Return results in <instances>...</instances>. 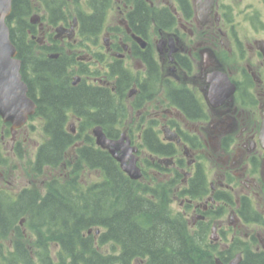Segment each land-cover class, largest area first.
Listing matches in <instances>:
<instances>
[{
	"label": "flooded vegetation",
	"instance_id": "1",
	"mask_svg": "<svg viewBox=\"0 0 264 264\" xmlns=\"http://www.w3.org/2000/svg\"><path fill=\"white\" fill-rule=\"evenodd\" d=\"M230 1L0 0V19L15 42L27 95L36 104L27 122L38 119L41 126V141L29 152L27 122L12 128L0 116V145L10 139L6 155L27 159V166L24 157L23 165L8 169V178L5 169L0 171L6 187L21 181L15 191L0 190V209L6 200L20 201L23 241L24 212L52 196V162L38 158L47 140L35 115L39 88L25 77L34 76L35 63L24 66L26 57L52 60L55 91L96 96L98 105L70 102L60 108L62 128L75 139L60 166L70 165L88 138L101 148L92 133L99 125L107 137L135 148L140 180L169 191L170 202H179L174 212L182 213L193 231L202 225L210 229L208 244L215 256H229L226 252L234 248L226 262L237 253L241 261L247 252L264 258V148L259 141L264 37L252 43L240 37L228 13ZM249 19L256 26L261 15L254 11ZM227 78L234 91L224 97ZM206 158L216 165L210 179ZM0 161L8 162L1 152Z\"/></svg>",
	"mask_w": 264,
	"mask_h": 264
},
{
	"label": "trees",
	"instance_id": "2",
	"mask_svg": "<svg viewBox=\"0 0 264 264\" xmlns=\"http://www.w3.org/2000/svg\"><path fill=\"white\" fill-rule=\"evenodd\" d=\"M17 47L21 52L18 42ZM22 58L24 66L35 63L31 65L34 76L25 77L35 81L33 87L40 93L35 115L40 116L47 140L40 148L39 161L66 171L52 176V196L47 194L24 212L25 223L36 234L34 244L22 240L20 201L1 204L0 235L14 237L6 264H216L207 227L193 231L188 219L169 207V191L129 178L92 139H87V146L77 147L70 165H59L75 141L62 128L60 108L70 102L98 105L95 93L57 92L52 89V60ZM89 171L98 177L89 181L85 176ZM107 243L111 251L104 252L101 246ZM233 249L226 254L231 257ZM218 256L222 261L229 258L223 253ZM240 264H264V258L247 252Z\"/></svg>",
	"mask_w": 264,
	"mask_h": 264
},
{
	"label": "water",
	"instance_id": "3",
	"mask_svg": "<svg viewBox=\"0 0 264 264\" xmlns=\"http://www.w3.org/2000/svg\"><path fill=\"white\" fill-rule=\"evenodd\" d=\"M212 0H209V5ZM264 42H261V44ZM259 47V44H258ZM260 48V47H259ZM264 53V48L260 49ZM17 49L10 39L8 26L0 19V116L4 121H10L12 128L20 127L28 120V117L35 111L36 104L27 95V85L21 77V62L16 57ZM264 58V57H263ZM227 77V76H226ZM219 88V87H218ZM223 96L227 97L234 91V84L226 79L223 86ZM221 93V91H218ZM212 94V98H216ZM96 143L119 163L120 168L131 179H139L141 170L136 164L135 148L130 147L127 141L112 139L105 135L101 126H95L92 131ZM259 141L264 148V118L261 122ZM97 232L99 229L96 230ZM90 232V230H89ZM241 254L237 253L231 260L223 263L218 257L216 264H239Z\"/></svg>",
	"mask_w": 264,
	"mask_h": 264
},
{
	"label": "rangeland",
	"instance_id": "4",
	"mask_svg": "<svg viewBox=\"0 0 264 264\" xmlns=\"http://www.w3.org/2000/svg\"><path fill=\"white\" fill-rule=\"evenodd\" d=\"M229 5H231L232 8L229 9L228 13L231 15V17L232 16L235 17L232 22L234 24V28L238 30L240 37L244 41H248L252 43L253 39L264 37V8L260 0H233L229 2ZM254 11H258L259 15H261V22L256 23V26H253V24L251 23L249 19L251 13H253ZM259 71H260V77L264 83V67H260ZM31 125H33V127H31ZM24 130H26L27 138H28L26 141L27 144L25 145V148L29 147L27 148V150L29 149V152H31L33 144L38 141H41V135H40L41 126L39 125L38 119L28 121L26 124V128H24ZM7 141H8V145L4 143L0 145V152L3 155H5L6 159L8 160V162L0 164V171H2V169L3 171L6 170L5 171L6 178H8V175H9L8 169L13 168L14 166L16 167L18 165H23L22 161L25 157L23 155V157H19L23 159H18L16 155L10 154L9 156H7L6 152H9L7 146H9V143H10L9 137L7 138ZM31 157H32V154L30 155V158ZM24 165L27 166V159L24 162ZM204 169H205V173L208 175V179H210L213 172L216 170V165H215L214 160L210 158L208 159L206 158ZM61 171L65 173L66 170L65 169L62 170L61 167L52 169V176H57L58 173H60ZM17 172H15V174H17ZM85 176L89 179V181L96 179L95 174L91 176L90 175H85ZM25 178H27V176ZM36 179H37L36 185L40 187L41 186L40 182H41L42 177L38 176L36 177ZM153 183H156V182H153ZM20 184H21V181L18 182V180L16 179V181H13L11 184L8 185V187H6L7 185L4 184V180L0 179V190H7L8 188V191H15L19 189ZM259 207L261 208V204L259 205ZM170 208L173 211H178L180 209L178 200L171 201ZM24 228L26 230L25 231L26 236H24L25 240H27L30 245L34 244L35 239H36V234L31 230L27 222L25 223ZM209 231L210 229H207V233H209ZM13 239L14 237L11 234L9 235L6 234L5 236L0 235V264H6L5 258L7 256L8 251L11 248ZM101 248L104 252L111 251V247L109 243L102 245Z\"/></svg>",
	"mask_w": 264,
	"mask_h": 264
}]
</instances>
